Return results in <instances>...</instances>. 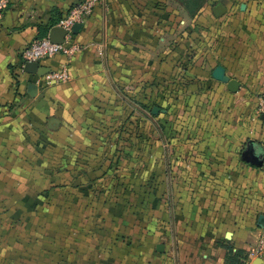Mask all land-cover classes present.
<instances>
[{
  "label": "rangeland",
  "instance_id": "374dc122",
  "mask_svg": "<svg viewBox=\"0 0 264 264\" xmlns=\"http://www.w3.org/2000/svg\"><path fill=\"white\" fill-rule=\"evenodd\" d=\"M218 2L227 10L217 17L229 22H216ZM170 3L186 21L184 64L207 71L155 77L149 97L117 81L121 88H110L95 109L96 156L74 155L63 142L56 148L50 137L18 129L20 138L8 140L18 146L19 154L9 159L19 172L10 176L26 180L20 189L17 183L0 188V264H81L82 254L85 264H115L130 260L132 246L145 235L161 240L178 204L184 210L199 206L206 221L227 229L229 211L264 205L257 203V194L264 201V178L241 158L244 146L210 141L228 106L217 100L219 86L237 76L225 71L224 80L214 77L213 68L223 63L213 45L222 57L229 43L234 70L248 21L243 6L257 11L264 0ZM200 16L202 22H195ZM89 161L94 169L82 170Z\"/></svg>",
  "mask_w": 264,
  "mask_h": 264
},
{
  "label": "crops",
  "instance_id": "0c3cea01",
  "mask_svg": "<svg viewBox=\"0 0 264 264\" xmlns=\"http://www.w3.org/2000/svg\"><path fill=\"white\" fill-rule=\"evenodd\" d=\"M78 2L0 0L4 7L0 18V188L17 183L20 189L25 184L26 179L14 180L10 176L11 172H19L10 166L9 159L11 154H19L18 146L10 144L20 138L18 129L28 127L39 136H48L56 148L63 142L74 155L96 156L101 149L93 145L97 136L91 127L95 109L110 88H121L117 81H124V87L131 91L135 88L136 93L140 87L149 97L155 77L162 79L169 71H207L184 64L186 21L170 0H105L83 22L79 32L73 33L70 54L40 62L51 70L67 67V82L49 85L41 76L20 69L22 50L47 37L52 24ZM244 10L248 21L235 69L230 70L228 65V42L222 57H217V42L212 48L216 61L220 58L224 70L235 73V79L241 82L237 92H231L227 82L219 86L217 100L220 98L228 106H223L218 119L219 132L210 138L216 147L235 143L245 148L250 139L264 146V114L257 117L264 101V3L257 11L250 5H244ZM197 18L195 22L201 23L202 17ZM215 20L229 22L217 16ZM252 22L257 24L251 26ZM86 164L90 165V161L83 164L82 170L94 169ZM254 168L264 178V168ZM257 198V203L264 204L258 194ZM184 208L178 204L171 227L162 229L161 240L145 235L143 243L132 246L130 260L115 264H264V256L250 257L248 253L261 233L258 218L264 214V205L229 211V229L223 224L211 225L197 205ZM159 244H163L164 251L157 250ZM81 264H85L84 254Z\"/></svg>",
  "mask_w": 264,
  "mask_h": 264
},
{
  "label": "built area",
  "instance_id": "2783aa9c",
  "mask_svg": "<svg viewBox=\"0 0 264 264\" xmlns=\"http://www.w3.org/2000/svg\"><path fill=\"white\" fill-rule=\"evenodd\" d=\"M105 0H80L73 5L66 14L56 24L67 29L68 33L65 36L63 43L52 42L49 37H43L35 40L30 45L25 47L20 54V69H24L26 62L37 61L41 62L44 59L54 57L59 54H70L72 46L70 45L71 37H73V26L78 22H84L100 5L104 4ZM2 5H0V18L3 12ZM46 84L53 85L67 82L70 79V72L67 67L59 70H51L50 72L41 76ZM264 114V101L258 111V116ZM250 257L264 256V228L257 239V243L249 249Z\"/></svg>",
  "mask_w": 264,
  "mask_h": 264
},
{
  "label": "water",
  "instance_id": "95a60500",
  "mask_svg": "<svg viewBox=\"0 0 264 264\" xmlns=\"http://www.w3.org/2000/svg\"><path fill=\"white\" fill-rule=\"evenodd\" d=\"M227 10L226 6L218 2L214 7V14L216 16H220ZM83 27L82 22H78L73 26V33H78L79 30ZM68 31L62 26L54 25L51 27L48 37L52 42L55 43H63L65 41V36ZM24 71L31 74H37L39 76H43L44 74L51 71L50 68L41 65L37 61H28L24 66ZM213 75L216 79L224 80L225 70L224 67H217L213 71ZM225 82H227V88L231 92H237L239 87L241 86V82L235 78H228ZM241 158L256 167H261L264 164V146L260 143H257L255 140L250 139L247 141L245 148L241 152ZM258 226L260 228H264V214H261L258 218ZM231 236V232L226 233V237L229 238ZM157 250L162 252L164 251L163 244H159L157 246Z\"/></svg>",
  "mask_w": 264,
  "mask_h": 264
},
{
  "label": "trees",
  "instance_id": "16d2710c",
  "mask_svg": "<svg viewBox=\"0 0 264 264\" xmlns=\"http://www.w3.org/2000/svg\"><path fill=\"white\" fill-rule=\"evenodd\" d=\"M61 18H62V17H61ZM61 18H60V19H61ZM60 19H59V20H60ZM59 20H58V21H59ZM58 21H57L56 23H58ZM56 23H55V24H56ZM55 24L53 23L52 26H54ZM41 38H43V37H41Z\"/></svg>",
  "mask_w": 264,
  "mask_h": 264
},
{
  "label": "flooded vegetation",
  "instance_id": "af4514ba",
  "mask_svg": "<svg viewBox=\"0 0 264 264\" xmlns=\"http://www.w3.org/2000/svg\"><path fill=\"white\" fill-rule=\"evenodd\" d=\"M213 12H214V8H213Z\"/></svg>",
  "mask_w": 264,
  "mask_h": 264
}]
</instances>
